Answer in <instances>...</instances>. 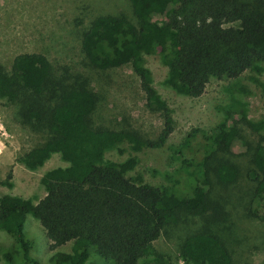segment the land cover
<instances>
[{"label": "trees", "instance_id": "obj_1", "mask_svg": "<svg viewBox=\"0 0 264 264\" xmlns=\"http://www.w3.org/2000/svg\"><path fill=\"white\" fill-rule=\"evenodd\" d=\"M126 4L129 15L97 16L91 21L81 34L80 51L93 70L131 68L145 108L161 119L154 139L94 125L96 95L85 85L58 86L42 54H21L8 72L0 68V98L18 102L19 116L33 118L48 134L44 143L24 153V165L32 169L50 154H58L66 164L42 175L46 191L36 204L0 197V231L12 239L8 248L0 249L1 264H39L23 233L28 215L39 223L54 251L51 264H146L145 259L149 264H168L153 243L185 216L200 218L201 229L178 238L182 261L234 264L217 229L226 220L213 187L244 182L253 195L264 194V121L249 120L232 105L225 107V121L201 131L205 149L188 193L153 187L139 174L129 176L136 165L132 156L119 164H105L103 156L121 144L132 153L160 148L174 129L168 107L148 79L145 56L157 55L169 85L192 98L200 96L210 80H236L264 64V0H126ZM43 94L56 96V101L41 105ZM193 137L189 133L170 147L171 155L189 150ZM192 161L181 163L187 167ZM65 245L67 252L57 250Z\"/></svg>", "mask_w": 264, "mask_h": 264}, {"label": "rangeland", "instance_id": "obj_2", "mask_svg": "<svg viewBox=\"0 0 264 264\" xmlns=\"http://www.w3.org/2000/svg\"><path fill=\"white\" fill-rule=\"evenodd\" d=\"M119 14H130L126 0H0V68L8 72L18 55L42 54L51 64L58 86L85 85L96 95L94 125L132 130L142 138L154 139L161 129V119L145 108L131 68L96 71L87 65L80 51L81 34L95 17ZM144 60L150 84L168 107L174 129L160 148L132 153L121 144L105 152L103 163L119 164L132 156L136 165L129 176L139 174L153 187H174L175 191L188 193L205 149L201 131L206 133L223 123L225 107L232 105L247 119L264 121V64L252 67L236 80H210L203 93L192 98L169 85L167 70L157 55L145 56ZM55 101L56 96L43 94L40 104L47 107ZM18 110V102L11 104L0 98V197L10 195L36 204L46 191L40 182L42 175L66 164L58 154H50L32 169L24 165V153L44 143L48 134L33 118L19 116ZM189 133L194 135L190 149L172 156L170 147L182 143ZM183 159L193 160L192 165L184 167ZM213 188L226 220L217 229L233 263L264 264V194L253 195L251 186L244 182L230 188ZM200 222L198 217L185 216L153 243L154 249L168 264H187L178 256V238L200 230ZM23 233L31 243V256L39 264H51L54 251L49 250L43 229L31 215L25 219ZM11 242L0 231V249L8 248ZM68 249L65 245L57 250ZM144 263L151 261L145 259Z\"/></svg>", "mask_w": 264, "mask_h": 264}]
</instances>
